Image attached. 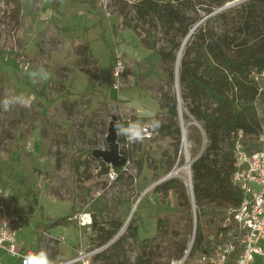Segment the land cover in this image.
I'll list each match as a JSON object with an SVG mask.
<instances>
[{"label": "rangeland", "instance_id": "obj_1", "mask_svg": "<svg viewBox=\"0 0 264 264\" xmlns=\"http://www.w3.org/2000/svg\"><path fill=\"white\" fill-rule=\"evenodd\" d=\"M138 1L22 0L20 11L28 15L32 26L25 25L18 34L20 20L13 4L0 0V196L4 195L6 213L20 216L17 243L22 249L35 251L38 258L43 250L61 264L73 258L81 244H96L94 237L80 240L71 217L46 231L36 229L38 223L77 211L92 213L99 207L107 208L101 214L102 222L120 219L126 227L131 218H136L141 238L152 237L157 216L168 213L170 225L180 237L187 238L186 256L199 254L196 217L189 229L185 219L173 214L174 191L162 198L153 190L155 185L151 186L169 172H173L170 177L188 185L185 166L196 146L192 126L198 125L192 118L182 116L188 159L181 137L178 140L175 135L157 133L143 143L128 146L131 158L123 178L110 181L101 173L99 159L91 155L94 149H108L113 117L120 122L135 117L147 118L145 122L155 116L164 123L169 119L163 103L175 98L176 87L174 81H168L158 51L169 48L170 37L180 38V30L166 36L155 17H149L151 22L144 28L150 29L156 44H144L142 33L132 27L142 28L141 21L134 17L133 4ZM217 1L199 0V5L181 7L189 20H195L190 30L198 32L208 20L211 38L206 36V43L213 42L218 52L236 61L244 60L254 70L264 60V2L224 0L217 6ZM49 27L58 33L52 49L48 44ZM82 45L87 46V55ZM42 47L49 51L37 56L43 54ZM118 63L121 72L116 78L109 68L114 69ZM41 66L51 78L33 83L28 73L39 71ZM114 83H118L116 90ZM17 97L23 99L24 116L29 114L27 107L34 97L42 105L41 116L31 122L23 143L11 129ZM79 159L87 160V169L81 167ZM37 236L42 239L40 243ZM132 247L128 239L124 248L131 261L135 256ZM106 252L111 253V249ZM0 258L3 264H20L19 259L2 251ZM255 260L260 261L258 256Z\"/></svg>", "mask_w": 264, "mask_h": 264}, {"label": "trees", "instance_id": "obj_2", "mask_svg": "<svg viewBox=\"0 0 264 264\" xmlns=\"http://www.w3.org/2000/svg\"><path fill=\"white\" fill-rule=\"evenodd\" d=\"M6 4H13L15 16L20 23L17 25L18 34L25 25H31L27 14L21 13L22 0H4ZM262 1L264 0H255ZM189 4L199 5V0H139L133 4L134 17L141 21L142 28L132 25L134 30H139L144 44L153 47L156 39L144 25L150 23L149 17H155L159 22L163 34L172 36L173 31L180 30V38L170 37L169 48L158 51L160 60L166 65L167 79L171 83L175 81V64L182 39L187 36L195 20H189L181 11L182 6ZM224 0L217 1V6H222ZM253 10L252 7H247ZM210 12V9H206ZM207 21L198 32L191 33L181 52L178 65V85L181 98V106L184 111L183 118L193 119L198 125L192 128L196 133V146L192 148L190 163L192 190L196 208V225L199 229L201 246L197 257L191 253L183 264H210L208 261H198L201 256H212L215 245L228 239L227 230L223 222L228 215V209L239 204L241 192L237 185L231 182L233 170V147L237 132H242L241 142L248 153L262 149L264 146L258 141V133L264 124V92L258 93L256 82L251 77V65L244 61H236L218 52L213 42L206 43L205 37L211 38V31L207 27ZM51 40L50 49L55 47L58 33L54 27H49ZM64 30L63 33H66ZM41 34V33H40ZM44 34V32H42ZM80 44V43H78ZM84 55H87V46L81 47ZM43 56L47 49L42 47ZM112 57L113 54L110 53ZM191 56H193L191 58ZM264 67V60L256 65L255 69ZM112 74L113 68L110 67ZM201 70V71H200ZM22 98L17 97L15 111L11 123L13 133L19 134L21 142L26 140L28 127L31 122L39 118L42 113V105L38 97H34L27 109L28 115L22 113ZM163 108L167 109L168 121L162 122L156 130L162 136H176L180 139V127L177 112L176 97H170L164 101ZM177 118V120L175 119ZM143 120L147 118L135 117L131 120ZM179 122V120H178ZM205 141V142H204ZM22 146V144H21ZM23 148V146H22ZM177 148L175 153L177 152ZM124 156L128 153L122 152ZM83 169L88 168L87 160L79 159ZM101 173H106L110 166L99 159ZM117 180L123 178L120 167ZM154 191L159 192L165 198L169 191H174L176 197V211L173 213L187 221L188 228L192 227V210L190 196L184 182L176 177H170L156 184ZM73 209V208H72ZM106 207L92 209L94 214V237L96 245H103L121 229L123 222L120 219L102 222L101 214ZM73 213V212H72ZM167 214H160L156 218V232L152 237L141 238L138 235V221L131 218L124 232L107 247L98 253L94 261L100 260V264H170L173 260L183 257L187 248V238L180 234L167 221ZM56 219L49 223H38L35 228L48 230L55 225L68 222L72 216ZM168 241L164 242V239ZM130 239L132 250L135 253L131 261L124 248V243ZM37 236L36 242H41ZM236 253L226 257L224 264H236Z\"/></svg>", "mask_w": 264, "mask_h": 264}, {"label": "built area", "instance_id": "obj_3", "mask_svg": "<svg viewBox=\"0 0 264 264\" xmlns=\"http://www.w3.org/2000/svg\"><path fill=\"white\" fill-rule=\"evenodd\" d=\"M120 72V63H118L112 70V75L118 78ZM250 75L257 84L258 93L264 92V67L260 70H252ZM117 84H113V89L118 88ZM154 134L157 132L151 133L148 138H152ZM241 137L242 132L239 130L233 147V170L231 173V182L240 188L241 197L236 207L228 209V215L223 222L228 239L215 245L212 256H201L198 261L205 260L210 264H224L228 255L236 253V264H264V147L248 153L241 142ZM258 141L264 146V124L259 130ZM118 144L121 155H123L122 152L128 153L127 156L123 155L125 162L120 167L123 172L127 169L131 156L124 137H118ZM109 166L110 168L105 174L110 181L116 180L118 172L114 167ZM3 199L4 195H1L0 251L19 259L20 264H28L26 257L30 253H36L31 249H22L17 243L16 233L20 216L19 214L8 215ZM71 220L78 227L80 240L83 236L94 235V215L91 211H77L71 216ZM124 229L125 225L103 245L87 244L83 247L81 244L76 255L61 264H94L95 255L111 245L124 232ZM255 256H258L260 261L257 262ZM186 258L187 256L183 260L181 258L173 260L171 264H183ZM37 259L39 258L37 257ZM0 264H3L1 258Z\"/></svg>", "mask_w": 264, "mask_h": 264}, {"label": "water", "instance_id": "obj_4", "mask_svg": "<svg viewBox=\"0 0 264 264\" xmlns=\"http://www.w3.org/2000/svg\"><path fill=\"white\" fill-rule=\"evenodd\" d=\"M191 33H192V30H190L189 33L187 34V36L183 39L181 46H180V49H179L178 54H177V59H176V64H175V81H174L175 87H176L175 97H176V102H177L178 120H179L180 132H181L180 137H181L182 141H183V139L185 140V128L182 124V111H181L182 106H181V98H180V94H179V85H178V65H179V60H180V56H181V52L183 50V47H184L185 43L187 42ZM116 123H117V121L113 117V120L110 122V126L108 129V132H109V135L107 137L108 149L107 150L94 149L91 151V155L95 159H100L101 161H103L107 165H111L114 168L121 167L125 162V157L123 155H121V152L119 150V144L117 142L118 135H117L116 130H115ZM194 123H196V122H194ZM185 150H186V148H185ZM190 163H191V161H187V169L189 171V175H190V179H191ZM170 176H171V172L166 174L161 180H159L158 182H155L153 185H156L157 183H159L163 180H166ZM153 185H151V186H153ZM186 186H187V191H188V194L190 196V201H191L192 219H193V222H195V216H196L195 210H196V208H195L194 196H193V190H192V180L190 182V185L189 186L186 185ZM132 210H133V208H132ZM187 250H188V246H187L186 250L184 251V255L181 258V260H183L185 258V256H186L185 253L187 252Z\"/></svg>", "mask_w": 264, "mask_h": 264}, {"label": "clouds", "instance_id": "obj_5", "mask_svg": "<svg viewBox=\"0 0 264 264\" xmlns=\"http://www.w3.org/2000/svg\"><path fill=\"white\" fill-rule=\"evenodd\" d=\"M30 79L33 83L46 82L51 78V73L44 69L42 66L39 71H33L28 73ZM8 104H5V108ZM161 123L159 120L152 118L147 123L143 120H127L124 122L118 121L115 125V130L118 136L125 138L127 145L131 147L132 145L143 143L151 133L155 132ZM28 264H57L55 259H50L45 251L39 253V259L37 255L30 253L26 257Z\"/></svg>", "mask_w": 264, "mask_h": 264}, {"label": "bare ground", "instance_id": "obj_6", "mask_svg": "<svg viewBox=\"0 0 264 264\" xmlns=\"http://www.w3.org/2000/svg\"><path fill=\"white\" fill-rule=\"evenodd\" d=\"M181 111H182V108H181ZM186 133V132H185ZM185 143H186V141L183 139V141H182V144H183V147H184V149H185ZM187 150V149H186ZM186 150H185V155L187 156V158L186 159H188V154L186 153ZM185 168L187 169V163H186V166H185ZM173 173V172H172ZM171 173V174H172ZM187 179H189V181L187 182L188 183V186L190 185V182H191V179H190V175H189V172H188V169H187ZM187 253H185V255H186Z\"/></svg>", "mask_w": 264, "mask_h": 264}]
</instances>
